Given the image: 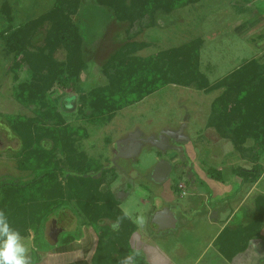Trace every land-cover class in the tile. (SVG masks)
<instances>
[{"label": "rangeland", "instance_id": "obj_1", "mask_svg": "<svg viewBox=\"0 0 264 264\" xmlns=\"http://www.w3.org/2000/svg\"><path fill=\"white\" fill-rule=\"evenodd\" d=\"M55 1L0 0V114L6 115V118L0 117V179L31 178L30 173L17 168L15 155L22 146L7 124L10 118L31 117L34 114L14 99L17 83L10 71L11 57L3 51V39L9 23L2 8L5 5L10 8L11 25L18 28L48 13L54 8ZM79 1L80 5L72 15V20L84 37V70L70 88L54 87L48 93V103L59 110L68 125L78 130L77 152L87 155L93 169H96V165L112 166L105 176L106 186L109 185L115 192H127L129 184H132L128 197L125 196L121 203V209L139 226L143 236H151L147 215L153 208L164 206L168 201L175 202V207H181V210L175 211L176 226L148 242L161 248L179 247L189 253L184 257V263L193 264L203 250L204 241H193L191 227L207 216L210 219L216 217L224 203L235 209L242 199L243 193L240 192L234 170L239 167L251 169L254 165L264 170V152L261 156L260 152H250L253 140L247 141L239 150L232 137L225 135L226 130L222 133L210 125L213 103L224 93V88L208 91L195 86L170 84L142 102L119 111L109 122L84 119V115L89 113L84 97L95 88L108 85L104 69L120 51L127 50L130 57L147 59L200 39V72L207 77L210 87L251 60L264 63V0H201L169 14L161 12L155 19L156 25L142 29L138 26L131 29L128 22L119 21L111 8L99 6L96 0ZM50 26V23L44 24L31 36V51H37L44 45ZM67 55L66 50L61 48L54 58L58 62H65ZM25 80H29V75L23 68L20 81ZM164 131H182L184 140L178 145L182 151L174 148L176 144H170L173 147L166 151L146 145L134 160L117 159V155H114V147L119 148L118 142L132 134L139 132L149 138ZM45 144L52 148L51 141L47 140ZM245 149L246 152L243 151ZM60 158L65 162V157ZM159 159L168 161L173 169L170 178L162 184L156 183L152 174ZM210 168L222 171L227 182L225 185L234 188V197L225 201L219 196L209 200V196H201L204 190H200L197 196H189L196 192V178L199 182H205L208 188L212 186L210 195H216L215 187L222 183L207 177L206 171ZM87 169L84 166L81 171ZM64 185L66 183L63 182ZM70 208L73 210L74 207ZM57 216L60 217V226L67 229L66 219H61V214L57 213ZM240 218L241 214L238 222ZM216 231L213 229V234L208 238ZM226 233L224 229L217 243L226 238ZM69 234L65 231L59 238L60 242ZM24 241L29 248L28 264H35L42 252L52 248L47 238L40 239L35 245L32 234ZM244 241L245 232H241L236 238V251L244 248Z\"/></svg>", "mask_w": 264, "mask_h": 264}, {"label": "trees", "instance_id": "obj_2", "mask_svg": "<svg viewBox=\"0 0 264 264\" xmlns=\"http://www.w3.org/2000/svg\"><path fill=\"white\" fill-rule=\"evenodd\" d=\"M96 1L99 6L111 8L116 18L128 22L131 29L136 26L142 29L156 25L155 19L161 12L169 14L201 0ZM79 5V0H56L48 13L18 28L11 25L10 8L6 5L2 8L9 23L3 51L11 57L10 71L17 83L14 99L34 114L8 119L7 125L22 146L15 155L17 168L30 173L31 178L0 179V212L8 216L23 238L32 234L38 245L37 242L46 237L49 218L57 213L64 215L72 206L81 224L98 235L92 264H125L129 257H135L130 240L138 227L121 210L120 201L109 185H105L109 170L103 165L93 169L87 155L77 152L78 130L66 123L47 98L56 86L70 88L84 70V37L72 20ZM46 23L51 26L44 45L31 51V36ZM201 43L197 39L147 59L130 57L127 50L117 52L104 69L108 85L95 88L84 97L89 113L83 118L90 122H109L119 111L142 102L170 84L208 91L224 88V93L213 103L210 125L222 133L226 130L225 135L232 137L239 150L253 140L252 151H248L260 152L261 156L264 152V63L251 60L210 87L207 77L200 72ZM61 48L68 54L65 62L54 58ZM23 68L29 80L21 82ZM3 116L6 118L0 114ZM47 140L53 143L52 148L45 144ZM61 156L66 158L65 162L60 160ZM84 166L88 168L85 172L81 171ZM206 173L210 179L224 182L220 170L210 168ZM234 173L242 184H255L264 170L254 165L251 169L236 168ZM63 182L66 185L63 186ZM199 183L210 195L205 182L200 180ZM74 240L69 234L63 241L59 239L58 245H69ZM134 261L138 264L141 260L135 257Z\"/></svg>", "mask_w": 264, "mask_h": 264}, {"label": "crops", "instance_id": "obj_3", "mask_svg": "<svg viewBox=\"0 0 264 264\" xmlns=\"http://www.w3.org/2000/svg\"><path fill=\"white\" fill-rule=\"evenodd\" d=\"M171 174L167 180L170 178ZM237 179L240 192L243 194L241 201L235 209H232L229 204L224 203L225 205L216 217L210 219L207 216V218H203L201 222L194 224L193 228L191 227L194 233L193 241H204L203 250H201L193 264H264V187H262L264 173L255 184H242L241 179L238 177ZM167 180L164 182L154 181L158 184H162ZM226 183L227 182L224 180L221 186L215 187L217 190L216 195H209L206 189L199 184L194 186L196 192L189 196H197L200 190H204L201 196H209V200L212 197L217 199L219 196L225 201V199L227 200L231 196L234 197L236 194L234 188L232 186H226ZM210 187L209 190L212 194L213 189H210ZM112 192L115 193V190H112ZM122 202L124 201L122 200L120 202V208ZM166 206H173L175 209L176 203L174 202L173 204L172 201H168ZM179 209L181 210V207H179ZM184 209L186 210V208ZM189 209H192V206H189ZM186 211L184 213H186ZM240 214L241 218L240 222H238ZM126 215L128 216V214ZM129 219L133 221L130 217ZM176 224L177 221L175 218L174 225L170 229H173ZM230 226L233 227L230 228ZM137 227L138 230L132 235L130 245L131 249L134 251L135 257L141 260L138 264H185L183 259L189 255L188 252L179 247L170 248L166 246L167 248H161L157 244L150 245L148 241L153 237H157L161 232L157 233L154 231L149 233L151 236L148 234L147 236H143L139 231V226ZM84 228L82 234L71 244L58 245L55 248H51L49 251L42 252L43 256L41 255L39 261L35 264H92V259L97 248L98 235L92 228L85 225ZM213 229L217 231L209 239V235L213 234ZM224 229L227 231L225 235L226 238L221 240L220 243H217L219 235ZM241 232H245L244 248L236 251L238 249L235 245L236 238ZM135 257H131L130 264H137L134 263Z\"/></svg>", "mask_w": 264, "mask_h": 264}, {"label": "water", "instance_id": "obj_4", "mask_svg": "<svg viewBox=\"0 0 264 264\" xmlns=\"http://www.w3.org/2000/svg\"><path fill=\"white\" fill-rule=\"evenodd\" d=\"M181 134L182 131L181 132L164 131L159 135V137L152 136L146 139H141L139 143L133 144V141L135 140L134 138L140 135V133L137 132L133 135V137H131L132 140L131 138L128 139V141L130 140L132 141V144L128 148L124 149L119 155H117V159H124V160L136 159L138 156H140L143 146L146 144H151L152 146H154L155 148L161 151H166L167 149L170 148V146L168 145L169 139H175V137H180ZM171 171H172V167L170 163L167 161H161L155 167L153 178L156 182H164L169 177ZM173 225H174V218L169 208H165L161 211H158L153 217L152 228L157 233L168 230ZM47 232H49V228ZM46 236H48V234H46ZM59 236H60L59 233H56L52 236L50 235V244L52 246L58 243Z\"/></svg>", "mask_w": 264, "mask_h": 264}, {"label": "flooded vegetation", "instance_id": "obj_5", "mask_svg": "<svg viewBox=\"0 0 264 264\" xmlns=\"http://www.w3.org/2000/svg\"><path fill=\"white\" fill-rule=\"evenodd\" d=\"M133 135L134 134H132V135H130L128 138H126V139H124V140H121V141H119L118 142V144H119V148H117L116 146L114 147V155L116 156V155H119L124 149H126V148H128L131 144H132V138L131 137H133ZM156 137H159V135L158 136H156ZM129 138H131V142L130 141H128V139ZM147 137H144L142 134H140V135H138L136 138H134L135 140L133 141V144L135 143H139V141L141 140V139H146ZM184 138V135L183 134H181V136L180 137H175V139H169V142H168V145L170 146V144H176L175 146H174V148L175 149H178V151H182V148H180V146H178L179 145V143H180V141L182 140ZM184 140V139H183ZM147 146H150L151 144H146ZM146 145H144L143 147H145ZM152 146V145H151ZM154 147V146H153ZM171 147H173V146H171ZM170 147V148H171ZM159 150V149H158ZM184 150V149H183ZM159 151H161V150H159ZM124 160V159H123ZM161 161H166V160H160L159 159V162H161ZM158 162V163H159ZM168 162V161H167ZM157 163V164H158ZM111 167L112 166H110V164H109V166H105V168L104 169H108V170H111ZM154 171H155V168H154ZM172 171H173V169H172ZM172 171H171V173H172ZM135 173V172H134ZM170 173V174H171ZM192 173L194 174V175H196V173L194 172V170H192ZM153 174H154V172H153ZM195 182H196V184L197 185H199L200 183H199V179L198 178H196V180H195ZM130 185V187H129V189L127 190V192H121V191H116L115 192V195H116V198H117V200H119L120 202L125 198V196H127L128 195V192L131 190V188H132V184H129ZM128 187V186H127ZM156 205H154L153 207H155ZM73 208V207H72ZM165 208H169L170 209V211L172 212V216H173V218L175 219L176 217H175V211H176V209H179V208H175L174 209V207H170V206H166V205H164V206H160V207H157V208H153L150 212H149V215H147L148 216V224H149V231L150 232H154V229L152 228V221H153V217H154V215L158 212V211H161V210H163V209H165ZM180 210V209H179ZM182 213V212H181ZM183 214V213H182ZM59 219H60V217L59 216H57V215H54V216H52V217H50L49 218V220H48V222H47V225H46V234H48V236H46L45 238H47V241H48V243H49V245H51L50 244V235L52 236V235H54V234H56V233H59L60 234V236L61 235H63L64 233H65V231H67V232H69L75 239L78 237V236H80L81 234H82V232L84 231V225H82L81 224V221L79 220V217H78V214H77V212L75 211V209L73 208V210H71V208H69L68 209V211L64 214V215H62V218L61 219H63V220H65L66 219V221L68 222V228L66 229L65 227H61L60 226V224H59ZM108 224H110V223H108ZM48 228H49V232H47V230H48ZM55 228V229H54ZM164 232V231H163ZM60 236H59V238H60ZM74 242V241H73ZM56 246H58V243L56 244V245H54V246H52L51 245V247L52 248H55Z\"/></svg>", "mask_w": 264, "mask_h": 264}, {"label": "clouds", "instance_id": "obj_6", "mask_svg": "<svg viewBox=\"0 0 264 264\" xmlns=\"http://www.w3.org/2000/svg\"><path fill=\"white\" fill-rule=\"evenodd\" d=\"M29 248L21 232L0 212V264H28ZM131 257L125 261L129 264Z\"/></svg>", "mask_w": 264, "mask_h": 264}]
</instances>
